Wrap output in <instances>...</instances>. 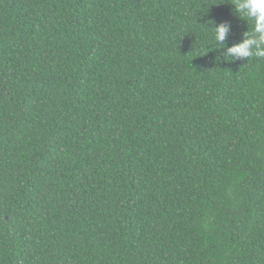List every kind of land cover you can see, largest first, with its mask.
<instances>
[{
    "label": "trees",
    "instance_id": "1",
    "mask_svg": "<svg viewBox=\"0 0 264 264\" xmlns=\"http://www.w3.org/2000/svg\"><path fill=\"white\" fill-rule=\"evenodd\" d=\"M233 2L0 0V264H264V59L217 49L213 21L254 26Z\"/></svg>",
    "mask_w": 264,
    "mask_h": 264
},
{
    "label": "clouds",
    "instance_id": "2",
    "mask_svg": "<svg viewBox=\"0 0 264 264\" xmlns=\"http://www.w3.org/2000/svg\"><path fill=\"white\" fill-rule=\"evenodd\" d=\"M232 4L235 13L251 19L254 26L251 31L248 28L243 33V38L239 42L229 45L227 37L231 25L224 22L216 24L213 21L215 41L224 46L217 49L220 50L221 55L231 57L232 60L248 59L253 56L264 59V0H234Z\"/></svg>",
    "mask_w": 264,
    "mask_h": 264
}]
</instances>
